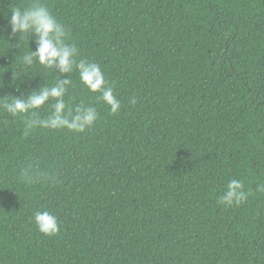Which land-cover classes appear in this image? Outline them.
<instances>
[{
	"label": "trees",
	"instance_id": "1",
	"mask_svg": "<svg viewBox=\"0 0 264 264\" xmlns=\"http://www.w3.org/2000/svg\"><path fill=\"white\" fill-rule=\"evenodd\" d=\"M46 7L77 61L99 64L118 113L73 69L23 56L11 10ZM0 264H264V0H0ZM69 78L84 132L2 104ZM233 179L248 199L220 197ZM49 211L60 230L34 221Z\"/></svg>",
	"mask_w": 264,
	"mask_h": 264
},
{
	"label": "clouds",
	"instance_id": "2",
	"mask_svg": "<svg viewBox=\"0 0 264 264\" xmlns=\"http://www.w3.org/2000/svg\"><path fill=\"white\" fill-rule=\"evenodd\" d=\"M10 12L13 36L17 33L20 36L29 34L36 36V49H31L23 56V64L32 65L38 62L45 68L58 69L61 74H68L75 69L79 73L80 82L88 90L101 93L99 99L110 106L112 114L119 112L121 103L113 94V86L105 79L99 64L86 60L77 61L76 57L79 55L77 47L66 43L68 33L65 27L46 7L34 4L24 9L16 7ZM70 84L69 78H60L53 86L32 90L27 98L15 97L10 102L5 101L2 107L13 116L31 113L33 117H37L35 110L52 99L55 101L51 105L52 114L46 119H29L27 127L66 128L74 132H84L97 121L98 112L91 106L78 105L75 109L67 106L64 97ZM256 192L264 193V184L257 185ZM249 195L250 193L245 191L243 181L233 179L220 197V203L226 206L239 205L245 202ZM34 221L44 235L52 236L60 230L58 218L49 211H36Z\"/></svg>",
	"mask_w": 264,
	"mask_h": 264
}]
</instances>
